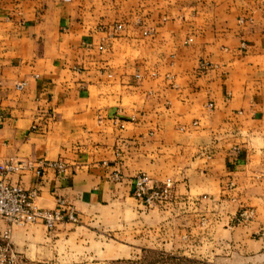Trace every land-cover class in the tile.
Returning a JSON list of instances; mask_svg holds the SVG:
<instances>
[{"label":"crops","instance_id":"0c3cea01","mask_svg":"<svg viewBox=\"0 0 264 264\" xmlns=\"http://www.w3.org/2000/svg\"><path fill=\"white\" fill-rule=\"evenodd\" d=\"M20 161L66 165L6 180L81 223L0 221L25 261H264V0H0V165ZM141 173L169 200H136Z\"/></svg>","mask_w":264,"mask_h":264},{"label":"built area","instance_id":"2783aa9c","mask_svg":"<svg viewBox=\"0 0 264 264\" xmlns=\"http://www.w3.org/2000/svg\"><path fill=\"white\" fill-rule=\"evenodd\" d=\"M120 26H118V29ZM188 42H191L189 40ZM23 84L19 87L21 88ZM37 166V167H36ZM37 168L36 173L41 175L45 169H54L63 174L67 170L66 165L61 162L38 163L20 161L16 163H5L0 165V221L6 222L9 226L42 225L48 230L54 229L63 223L75 224L78 216L75 211L66 206L62 201L57 202L53 210L40 209L34 204L35 191H27L18 185H12L6 180L8 175L21 173ZM119 180L117 174L113 175ZM173 190L170 180L161 183H154L146 174L141 173L133 179V197L145 208L152 209L162 202L169 200ZM251 212L243 211L235 219L236 224L249 220ZM254 237L264 241V229L258 231ZM8 239V235H5Z\"/></svg>","mask_w":264,"mask_h":264},{"label":"rangeland","instance_id":"374dc122","mask_svg":"<svg viewBox=\"0 0 264 264\" xmlns=\"http://www.w3.org/2000/svg\"><path fill=\"white\" fill-rule=\"evenodd\" d=\"M61 225L78 227L81 223L78 219L75 224L63 223L55 228ZM54 229L47 230L51 232ZM0 264H264V261H240L236 257L227 256L225 251L207 254L202 249H197V244L189 245L186 248L170 246L162 249L144 250L139 252L135 258L121 261H102L100 258L95 260L85 257L76 261H25L5 242L0 246Z\"/></svg>","mask_w":264,"mask_h":264}]
</instances>
